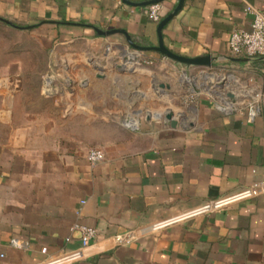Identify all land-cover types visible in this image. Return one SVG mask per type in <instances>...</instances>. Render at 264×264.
Returning a JSON list of instances; mask_svg holds the SVG:
<instances>
[{"label": "crops", "instance_id": "0c3cea01", "mask_svg": "<svg viewBox=\"0 0 264 264\" xmlns=\"http://www.w3.org/2000/svg\"><path fill=\"white\" fill-rule=\"evenodd\" d=\"M161 3L164 19L179 0ZM248 6L264 14V0H184L163 29L170 50L211 55L214 65L198 68L218 74L206 93L195 92L196 108H173L183 122L172 128L162 122L164 111L117 124L116 110L100 113L89 98L93 86L110 79L150 83L151 99L175 100L173 91L153 84L150 70L171 65L170 59L134 49L122 32L103 34L124 30L137 45H158L159 22L147 6L0 0V32L40 37L46 55L37 78L20 75L19 62L0 77V264H48L73 253L80 257L60 264H264V188L224 209L196 213L208 201L264 185V101L248 119L249 100L264 89V58L235 57L229 49L235 30L251 28ZM137 58L148 67L137 69L131 63ZM118 64L125 75L104 78ZM28 81L38 92L32 108L21 110L17 99ZM72 83L84 85L70 92L79 100L75 108L68 103ZM51 84L55 108L47 95ZM220 94L243 109L223 111ZM35 102L48 107L36 109ZM92 148L104 151V161H88ZM79 226L97 230L86 247Z\"/></svg>", "mask_w": 264, "mask_h": 264}, {"label": "rangeland", "instance_id": "374dc122", "mask_svg": "<svg viewBox=\"0 0 264 264\" xmlns=\"http://www.w3.org/2000/svg\"><path fill=\"white\" fill-rule=\"evenodd\" d=\"M41 39L42 38L40 37H33L26 33L0 32V77L3 74H7L10 70H15L9 69V67L12 66V63L14 62L20 63V75L23 77L34 79L41 76L46 59L45 52L40 46ZM123 63L127 64L125 61H123ZM131 63H134V66L137 69L145 66L148 67L144 60L138 58L131 60ZM170 63L171 65H167L163 68L153 66L150 70L154 72L155 78L153 84H158L157 88L159 90H164L165 92L173 91L175 100H169V102L167 101L163 103L161 101L151 99L153 94H155L156 89L155 86L153 87L150 83H124V81H122L113 84L111 80L108 79L105 84L99 87L93 86V88L89 90V98L93 99L90 101L97 103V110L100 113L103 112V109L116 110L117 114L113 117V119L117 124H126L128 122V118L131 115L138 116L140 114L138 118L141 117V119H144L147 117V110L152 112L150 114L148 113L149 118H153L154 112L164 111L162 117L163 123L165 113L171 110L175 112L173 108L179 109L181 111L193 110L196 108L195 101L193 100L195 92L206 93L208 91L207 88L213 86V84L211 85L210 81L216 78L218 74L212 72V70L209 71L206 68L187 67L185 65L175 63L172 60ZM143 64H145V66H143ZM54 72L57 75H63L62 72L57 70H54ZM103 75L104 78L115 75L122 76L125 75V72H123V68L118 69L116 65L107 69ZM135 76L139 78L141 75L136 74ZM32 79L31 81H33ZM28 82L29 83L23 85V89L17 99L19 105L21 106V110H25L27 107L32 108V105L34 104L33 100L35 99V96H37L38 85L30 81ZM158 82H163L169 87L161 88ZM55 86L56 85L51 84L50 89L52 94L56 89ZM57 86L59 87L60 85ZM69 86L71 88L69 90V95L71 97L68 101L69 107L73 106V108H75L78 106L79 100H77L75 96L72 97V94L75 92H82L84 85L72 83L69 84ZM70 92L73 93L71 94ZM52 94H47L49 97H51L49 100V106L51 108H55L57 106L55 105L54 94ZM165 94L166 93H164V96L166 97ZM61 104L62 108L66 107L65 101H63ZM41 107H48V105L44 103L36 105L35 102L36 109ZM180 115H183V113H180ZM181 122H183V120H181ZM137 132L138 131H136V133Z\"/></svg>", "mask_w": 264, "mask_h": 264}, {"label": "built area", "instance_id": "2783aa9c", "mask_svg": "<svg viewBox=\"0 0 264 264\" xmlns=\"http://www.w3.org/2000/svg\"><path fill=\"white\" fill-rule=\"evenodd\" d=\"M163 4L161 2L147 6V15L154 22H160L162 19ZM247 13L252 16L250 30L237 29L235 30L229 40V49L233 56L239 58H264V14L255 10L253 7L246 8ZM149 63V62H146ZM264 72V70H263ZM211 92V91H210ZM264 101V89L252 95V99L248 103V119L253 121L259 112V103ZM220 108L223 111H241L242 105L238 101H233L226 94H220ZM87 159L92 165H96L105 159V153L98 148H92L87 154ZM264 185L248 187L235 191L233 193L224 195L215 200L208 201L201 205L196 213L205 214L217 210L224 209L234 203L242 202L252 197L257 196ZM81 231V245L88 246L97 236V230L93 227L79 226ZM16 246H21L16 240L13 241ZM80 253H73L72 255L55 259L48 264H60L66 261L78 259Z\"/></svg>", "mask_w": 264, "mask_h": 264}, {"label": "water", "instance_id": "95a60500", "mask_svg": "<svg viewBox=\"0 0 264 264\" xmlns=\"http://www.w3.org/2000/svg\"><path fill=\"white\" fill-rule=\"evenodd\" d=\"M123 1L125 3L133 5V6H149V5L154 4V3L163 2L164 0H151V1H144V2H140V3L132 2L130 0H123ZM183 4H184V0H179L177 7L169 15H167L164 19H162L159 22L158 28H157L159 41H158V45H156V46L137 45L136 43H134L132 41L131 37L124 30L107 31V32H103V34L108 35V34H111L114 32H122L126 35L129 44L134 49L141 50V51H156V52L160 53L161 55H163L164 57L172 60L173 62L185 65L187 67H193V66H196V67H212L214 65L216 59L214 57H212L211 55H207L204 57H187V56L180 55V54L173 52L164 43L163 29L181 11V9L183 8ZM236 60H239V59H236ZM117 67H118V69H122V67L120 65H117ZM95 69L99 70L98 68H95ZM98 76L102 77L103 75L98 74ZM206 77H208V76H206ZM165 87H166L165 85H161V88H165ZM230 96H232V94H230ZM181 116L182 115H179V118L175 117V114L172 110L168 111L164 115V124L169 125L172 128H177L182 124L179 120ZM189 124L192 125V123H188V120H187V126Z\"/></svg>", "mask_w": 264, "mask_h": 264}, {"label": "bare ground", "instance_id": "6f19581e", "mask_svg": "<svg viewBox=\"0 0 264 264\" xmlns=\"http://www.w3.org/2000/svg\"><path fill=\"white\" fill-rule=\"evenodd\" d=\"M201 78V77H200ZM192 80V79H191ZM194 81V80H193ZM132 125L133 126H138V121L137 120H133V122H132Z\"/></svg>", "mask_w": 264, "mask_h": 264}]
</instances>
